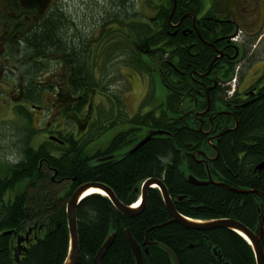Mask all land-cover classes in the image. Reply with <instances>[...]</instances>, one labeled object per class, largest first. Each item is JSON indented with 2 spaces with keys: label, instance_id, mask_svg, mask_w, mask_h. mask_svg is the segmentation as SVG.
I'll return each instance as SVG.
<instances>
[{
  "label": "trees",
  "instance_id": "trees-1",
  "mask_svg": "<svg viewBox=\"0 0 264 264\" xmlns=\"http://www.w3.org/2000/svg\"><path fill=\"white\" fill-rule=\"evenodd\" d=\"M103 1L107 7H102L100 17L91 11L96 24L104 15L113 14L104 19L111 24L101 30L97 29L99 24L88 26L89 21L58 8L26 34L0 35V45L5 49L0 57L6 64L0 68L16 78L15 110L28 121V126L22 124L28 133L17 160L0 162V264H63L69 250L66 201L87 181L106 183L122 202L131 204L139 196L136 188L146 178L161 177L182 214L202 220L234 218L254 231L260 229L264 196L251 190L264 193V170L255 171L264 159V86L249 104L235 108L236 120L227 119L232 126L236 121L237 126L220 136L216 148L209 150L210 155L218 152L217 158L208 163L197 161L194 152L202 142L205 145L206 137L199 135L197 121L182 114L180 96L194 101L189 97L193 90L190 75L185 73L184 85L178 86L163 73L167 74V67L172 65L183 70L184 56L194 53L188 51L194 36L183 34L192 20L185 18L176 24L185 12L194 11L197 2L152 0L154 13L147 15L139 6L134 8V0ZM89 18L90 14L86 20ZM84 25L88 28L81 29ZM112 34L115 36L109 38ZM200 50L204 53L195 68L204 71L216 53L211 48L193 49L198 56ZM118 57L122 65L151 78L141 106L133 114L124 108L123 94L110 90L106 82L114 72L107 73V69ZM58 66L65 70L63 77L45 78ZM222 74L228 80L234 76L229 68ZM159 76L169 84V94L155 109L142 111L154 97L153 81ZM52 90L55 98L48 107H58L66 124L61 130L45 128L47 139L35 146L31 140L38 131L30 127L32 111L41 108L49 98L46 93ZM96 96L105 102L96 103ZM210 96L214 98L212 92ZM118 124L123 129L103 147L91 151L92 143ZM152 129L168 133L128 152ZM53 135L57 139H51ZM110 155L113 157L105 158ZM189 174L205 179L212 176L219 183L195 184L188 180ZM62 180H68L70 186L62 187ZM229 185L249 191L238 193ZM169 219L157 188L149 190L145 208L132 217L118 211L104 194L87 195L77 207V264H92L112 231L116 236L101 264H135L127 228L142 246L144 264H174L165 247L175 254L177 264H256L251 245L236 231L226 227L190 229ZM30 227L33 231L25 243L26 250L16 261L17 238ZM261 243L264 249V229Z\"/></svg>",
  "mask_w": 264,
  "mask_h": 264
},
{
  "label": "flooded vegetation",
  "instance_id": "flooded-vegetation-1",
  "mask_svg": "<svg viewBox=\"0 0 264 264\" xmlns=\"http://www.w3.org/2000/svg\"><path fill=\"white\" fill-rule=\"evenodd\" d=\"M71 1L73 0H0V35L26 34L31 29L36 28L33 26L42 23L49 14L56 12L58 8L62 11L67 10L70 16L72 13L68 11L69 7L67 5L71 3ZM194 1L197 2L194 11L185 12L180 16L179 23L176 24V26H178L181 24L182 19L185 18H190L192 20V26H188L187 29L185 28L183 34L187 36L189 33L190 36H194V41L191 42L188 47V51L194 53L184 56L183 70H175L172 65L171 67H167V74L166 72L163 73L167 75V78L176 80L178 86L184 85L183 79L185 78V73H189L190 82H192L191 86L193 88L192 94H190L189 97L194 98V101L190 103L189 98L183 97L182 94H180L182 97V114L187 115L189 119L192 118L193 121H197L196 126L201 133L199 135H205V145L203 142L201 146L198 145L193 157L197 161L208 163V161L218 156V152L215 155H210L208 152L211 148H216L219 137L237 126L236 121L235 127L227 121L229 117L236 120L235 114L233 113L235 108L244 107L249 104L253 100V94L264 86L261 76H256V74H254L252 77H249L251 68L256 63L255 59L259 61L262 59L258 53L257 46L260 45L259 42L262 40L263 36L259 34V29H246L239 21L237 7L238 4H241L244 0ZM257 2L259 4L262 3L264 8V0H257ZM175 7L176 3L174 9ZM118 15L121 16L123 14L118 13ZM106 17L112 18L113 14H107L101 17L100 25L103 26L101 28L106 27L104 20ZM257 37H259L258 41ZM254 41H257L258 44ZM252 46H254V48H252ZM199 47L203 49L211 48L216 53L211 61L209 69L204 71H199L195 68L196 63H198V60L202 57V53H204L203 50H200V56H198V53H195L197 51H193V49H199ZM5 65L4 59L0 57V66ZM224 68H229L230 71L232 70L234 76H236L235 90L232 97H227L225 93H227V88L230 86L229 81L233 77L230 80L224 78L222 74L225 70ZM158 78L165 87L167 94L153 107L146 108L145 105L142 111L155 109L166 100L169 94V84L165 83L161 76ZM149 80H151L150 77ZM194 91H196V93H194ZM210 92L214 94L213 99H211ZM216 95H218V98H215ZM148 103L150 104V101ZM156 111H159L158 108ZM200 178L201 177H198V179L202 181H209L211 178L209 182L219 183L218 180L214 179L212 176H209L207 179ZM61 183H63L62 187L70 186L68 180H62ZM229 188L233 190L236 187L230 186ZM237 189L243 190L242 188ZM233 191L245 193L237 190ZM258 195L261 194L258 193ZM138 198H140V195ZM172 199L176 207L175 199L173 197ZM129 205H137V202L135 201Z\"/></svg>",
  "mask_w": 264,
  "mask_h": 264
},
{
  "label": "rangeland",
  "instance_id": "rangeland-1",
  "mask_svg": "<svg viewBox=\"0 0 264 264\" xmlns=\"http://www.w3.org/2000/svg\"><path fill=\"white\" fill-rule=\"evenodd\" d=\"M79 1L80 4L78 3V0H73L67 5L70 12L72 13L76 11V14L72 13V15L77 16V18L80 17L78 20H82L81 18H83L86 22L89 21L90 25L88 26H95V21L97 20L98 16L100 17L102 7H107V4L103 0H97V4L94 3V0ZM134 3V8L138 9L139 6L140 9H142V11L147 15H152L154 13L155 8L152 0H134ZM237 8V15L239 16L238 19L242 25L246 29H259V34H262L263 36L262 40L259 42L260 45L257 46L260 58L263 60L261 59V61H259L258 59H255L256 63L252 66L249 77H252L254 74H256V76H261L262 82H264V57H262L264 56L263 4H259L257 0H244L241 4H238ZM91 11L97 16V18L92 16ZM89 14L90 18L89 20H86ZM76 20L75 22H77ZM109 24H111V22H109ZM109 24H105V26H108ZM97 25V29H102L101 27L103 26L100 25V21L96 24V26ZM88 26H81V29L88 28ZM94 33L101 34V31L95 30ZM112 36H115V34L110 35L109 38ZM258 39L259 37H257V41ZM257 41L254 42L258 44ZM252 48H254V46H252ZM4 51L5 49H3V47L0 45V54H2ZM1 58L4 59L3 56H1ZM49 69L50 68H47L45 71H48ZM64 71L65 70L63 68L58 66L56 71L47 74L45 78L51 80L56 75H58L59 79L63 77ZM112 72L113 74L111 76L107 75L108 77L106 81L108 84L110 83V90L117 93H122L124 108L130 113H134L140 108L141 102L148 91L147 86L149 83V75L147 73H140L137 69L134 70L128 66L122 65V58L119 57L115 60V64H111L107 69V73ZM11 75L12 74L9 76L6 75L4 69L0 68V162H11L17 160L19 157L21 144L23 143L25 135L28 133V129L22 125L24 124L28 126V121L24 118V116H20L15 110V105L18 101V98L15 96L17 95L19 85L16 83V78L14 75ZM153 82H155V97L152 98L150 104H146V108L153 107L167 94L165 87L162 85V82L158 77L154 78ZM54 93L55 90L48 91L46 94L49 98L41 104V108L32 111L30 127L38 131L31 140L32 145H37L43 140L47 139V134L44 131L45 128L51 127L52 129L61 130L63 125L66 124L65 119L59 115L58 107H54L52 110H50L48 107V105L52 107L51 101H53V98H55ZM99 101L105 102L102 100V98H100V96H96L95 102L99 103ZM145 107L143 106L142 108ZM121 129H123L122 124L115 125L108 129L102 134L100 138L92 143L91 151H94L99 147H103L112 138V136Z\"/></svg>",
  "mask_w": 264,
  "mask_h": 264
},
{
  "label": "water",
  "instance_id": "water-1",
  "mask_svg": "<svg viewBox=\"0 0 264 264\" xmlns=\"http://www.w3.org/2000/svg\"><path fill=\"white\" fill-rule=\"evenodd\" d=\"M168 133L165 130H151L148 133H146L143 137L139 139L130 149L128 152H134L139 147H141L143 144H145L148 140H150L152 137L156 135H161ZM51 139H57L55 136H50ZM113 157V155H110L105 158ZM264 170V159L257 163L255 166V171H262ZM188 180L195 184H201V183H207L211 181V178L209 181H202L199 180L195 175L189 174L187 176ZM157 186L159 190H161L163 200L172 215L171 221H176L186 227L196 228L198 230H209L214 227H226L229 229H232L245 237L250 244L253 246V249L255 251V258H256V264H264V249L261 244V238L263 236V229H264V214L261 219L260 223V229L258 231H253L250 229L247 225H245L243 222L234 219V218H219V219H212V220H196L193 218H189L185 215H182L179 213L174 203L171 199L170 193L168 191V188L164 182V180L160 177H149L145 179L144 183L142 184L140 188V196L142 197L141 203L136 206L132 207L130 205H126L121 202V200L117 197L114 190L108 186L106 183L101 181H87L84 183L79 184L72 194L70 195V198L68 199L67 203V218H68V225H69V231H70V247L68 250L67 258L64 262V264H77V260L80 254V247H79V238H78V225H77V207L79 203L81 202L82 198L85 197V193L87 190H89L91 187H97L102 189L105 192V195L108 196L114 205L120 210V212L126 216L132 217L135 215L140 214L143 209L145 208L146 200L148 198V192L152 187ZM136 191H139V188H136ZM249 191V190H247ZM255 191V190H251ZM255 192L261 193V195L264 196V193L256 190ZM33 228L30 227L29 230L25 234H21L17 238V245L15 248L16 251V258L17 261H19L20 254L26 250V247L24 246L26 242L29 241L30 233L32 232ZM126 234L128 236V239L132 245V248L134 250V255L137 261V264H143V258H142V252L139 244L134 240L132 237V234L129 229H126ZM245 235V236H244ZM115 234L112 233L107 237V240L103 243V245L99 248V250L94 255V258L92 260V264H101L104 258L105 253L107 252L108 248L114 241ZM214 253L218 254V251L216 248H214Z\"/></svg>",
  "mask_w": 264,
  "mask_h": 264
},
{
  "label": "bare ground",
  "instance_id": "bare-ground-1",
  "mask_svg": "<svg viewBox=\"0 0 264 264\" xmlns=\"http://www.w3.org/2000/svg\"><path fill=\"white\" fill-rule=\"evenodd\" d=\"M235 82H236V76H235ZM54 136V135H53ZM57 137V136H56ZM122 153V152H121ZM120 153V154H121ZM145 181V180H144ZM144 181L142 182V183H144ZM139 186V185H138ZM155 187H157V186H155ZM153 188V187H152ZM158 188V187H157ZM159 189V188H158ZM233 190H237V191H239V192H246V190H238L237 188H235V189H233ZM74 191V190H73ZM160 192H161V190H160ZM92 193H102V194H104L105 195V192L102 190V189H100V188H97V187H91L89 190H87V192L85 193V195L87 196V195H90V194H92ZM259 194H261V193H259ZM161 195H162V193H161ZM171 196V195H170ZM70 198V196L68 197V199ZM83 198H85V197H83ZM82 198V199H83ZM162 198H163V196H162ZM68 199H67V201H66V208H67V203H68ZM110 199V198H109ZM171 199H172V197H171ZM111 200V199H110ZM141 201H142V197L140 196V198H138L137 200H136V202H137V205H130V206H132V207H136V206H138L140 203H141ZM164 201V200H163ZM172 201H173V203H174V200L172 199ZM111 202H112V200H111ZM122 202V201H121ZM122 203H124V202H122ZM165 203V202H164ZM112 204H113V206L118 210V211H120L115 205H114V203L112 202ZM125 204V203H124ZM126 205H129V204H126ZM166 205V204H165ZM175 206V205H174ZM167 207V206H166ZM176 208V207H175ZM167 210H168V208H167ZM177 210V209H176ZM169 211V210H168ZM178 211V210H177ZM179 212V211H178ZM180 213V212H179ZM66 215H67V210H66ZM171 215V214H170ZM183 215V214H182ZM186 216V215H185ZM129 217V216H128ZM190 218V217H189ZM171 220H172V215H171V219L169 220V222H171ZM196 220H201V219H196ZM173 222H176V221H173ZM67 223H68V218H67ZM178 223V222H177ZM180 224V223H179ZM182 225V224H181ZM184 226V225H183ZM186 227V226H185ZM68 228H69V225H68ZM187 228H190V229H196V228H191V227H187ZM127 229H129V228H127ZM251 229V228H250ZM130 230V229H129ZM196 230H198V229H196ZM33 231V230H32ZM205 231V230H204ZM254 231V230H253ZM112 233H114L115 234V236H116V231H112L110 234H112ZM31 234V233H30ZM109 234V235H110ZM108 235V236H109ZM107 236V237H108ZM115 236H114V238H115ZM126 236H127V234H126ZM242 236V235H241ZM245 236V235H244ZM107 237L105 238V240H104V242L107 240ZM133 237V236H132ZM243 237V236H242ZM79 238V237H78ZM127 238H128V236H127ZM134 238V237H133ZM246 241H248L245 237H243ZM135 240V239H134ZM128 241H129V239H128ZM136 241V240H135ZM103 242V243H104ZM130 242V241H129ZM137 242V241H136ZM148 242V240H147V238H146V240H145V243H147ZM103 243H102V245H103ZM138 243V242H137ZM248 243L250 244V242L248 241ZM139 244V243H138ZM101 245V246H102ZM251 245V244H250ZM25 247H26V244L24 245ZM100 246V247H101ZM130 246H131V248H132V245H131V243H130ZM139 246H140V248H141V252H142V246L139 244ZM69 247H70V231H69ZM99 247V248H100ZM251 247H252V250H253V253L255 254V251H254V249H253V246L251 245ZM168 251H169V253H170V257H172L171 259H172V261H173V263L174 264H177V258H176V256H175V254H173L172 252H170V250H169V248H167V247H165ZM99 250V249H98ZM97 250V251H98ZM132 251H133V254H134V250H133V248H132ZM143 253V252H142ZM22 254V253H21ZM21 254H20V256H21ZM20 256H19V258H20ZM134 257H135V255H134ZM14 258H15V260L17 261V258H16V251H14ZM67 258V257H66ZM94 258V257H93ZM142 258H143V255H142ZM256 259V258H255ZM66 260V259H65ZM65 262V261H64ZM64 264V263H63ZM135 264H137V261H136V258H135ZM143 264H144V262H143ZM225 264H227V262H225Z\"/></svg>",
  "mask_w": 264,
  "mask_h": 264
}]
</instances>
